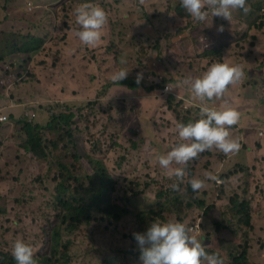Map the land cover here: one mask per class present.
Here are the masks:
<instances>
[{
    "label": "rangeland",
    "instance_id": "obj_1",
    "mask_svg": "<svg viewBox=\"0 0 264 264\" xmlns=\"http://www.w3.org/2000/svg\"><path fill=\"white\" fill-rule=\"evenodd\" d=\"M102 2L109 24L103 28L105 39L101 37L95 45L98 48L91 50L75 33L64 34L65 27L56 18L62 8L71 15L75 0H0V38L18 40L47 29L34 62L2 52L0 40V54L5 53L0 59V114L7 117L0 122V206L7 209L0 219V250H11L18 238L27 241L46 217L54 215L55 180H62L65 174L57 164L69 162L79 178L85 179L84 171L95 170L83 159L90 156L102 159L111 174L114 202L122 203L124 191L133 187L139 206L146 208L157 198L162 202L172 191L189 186L190 177L212 172L216 179L206 181L198 195H182L177 199L179 205L170 201V211L161 212L162 220L184 222L205 237L206 250L218 252L225 264H231L232 256L243 264H264V7L250 15L234 9L230 20L213 16L205 25L191 16L186 20L175 17L172 9L180 0ZM219 25L223 31L218 30ZM110 51V73L121 67L130 69L126 82L113 83L106 72L101 75L106 66L103 59ZM215 61L238 64L244 73L224 96L205 101L215 106L227 104L239 112L229 133L240 148L228 154L216 148L205 150L208 154L192 164V171L185 170L182 180L169 177L159 165L158 155L177 142L179 117L187 111L198 113L197 102L183 81ZM137 72L143 73L139 84L135 83ZM166 83L173 85L169 92L162 91ZM109 90L110 97H102ZM74 102L81 111L71 127H63L67 131L59 147L49 144L46 159L35 158L23 145L27 134L22 117L29 120L27 113L35 112L32 122L45 126L52 114L68 112ZM259 128L262 133L256 137ZM69 133L76 145L68 142ZM44 136L56 137L48 130ZM66 143L68 154L64 152ZM53 164L58 174L53 170L50 176L44 175ZM174 183L175 189L171 187ZM234 198L246 200L250 223L243 221L242 213L231 210ZM55 226L68 249L63 264H140L129 252L134 247L133 234L138 232L135 215L109 224L95 213L89 224L72 233L60 220ZM244 244L245 249L240 247ZM34 246L39 248L37 243Z\"/></svg>",
    "mask_w": 264,
    "mask_h": 264
},
{
    "label": "clouds",
    "instance_id": "obj_2",
    "mask_svg": "<svg viewBox=\"0 0 264 264\" xmlns=\"http://www.w3.org/2000/svg\"><path fill=\"white\" fill-rule=\"evenodd\" d=\"M180 6L193 20L203 22L205 25L211 23L209 17L212 19L213 16H219L230 20L232 10L241 9L245 13L248 11L246 0H180ZM72 15L76 25V37L86 46H95L101 39L107 23L104 8L92 0H81L72 9ZM218 30L223 31V25H219ZM129 70L121 67L113 71L109 76L110 81L119 83L126 78ZM243 75L240 65L215 61L199 75L184 79L183 83L187 85L192 99L197 102L199 111L197 118L189 119L187 122H176L177 142L166 153L158 155V163L167 170L166 174L169 177L175 176L182 180L185 169L172 165L186 166L205 150L216 148L225 154L239 150V141L232 138L229 133V126L239 120V112L227 104L215 106L205 101H213L224 96L228 86L239 81ZM142 76L143 73L137 72V84L140 83ZM164 87L163 92L173 89L172 83H166ZM176 94L179 95L180 92ZM182 96L186 98L184 94ZM51 112L53 113V108ZM27 115L29 122L37 117L35 112H29ZM261 131H258L256 137H259ZM215 179L216 176L208 171L202 177H190L187 184L193 193L198 195L205 187L206 181ZM176 186L175 183L171 185L173 189ZM133 235L139 247L140 264H225L224 258L218 252L207 251L203 238L179 220L155 219L148 224L144 232H135ZM11 254L16 264H38L34 259L32 246L23 239L13 241Z\"/></svg>",
    "mask_w": 264,
    "mask_h": 264
},
{
    "label": "trees",
    "instance_id": "obj_3",
    "mask_svg": "<svg viewBox=\"0 0 264 264\" xmlns=\"http://www.w3.org/2000/svg\"><path fill=\"white\" fill-rule=\"evenodd\" d=\"M102 1L92 0L93 3L99 4L105 10L104 3ZM259 1H261V6L256 7V4ZM79 2L81 1L75 0V3ZM246 4L248 7V14L250 15L253 14L256 9L264 7V0H246ZM66 9L67 8H62L60 15L56 16V18L61 21L62 25L65 27L64 34L66 33V35H68L71 32L75 33L76 25L73 15L68 14ZM172 10L174 16L180 20H186L190 16L180 6V2L176 3ZM261 15V13L258 15L259 19H261ZM106 24L108 27V19ZM190 24L191 27L194 25L192 23ZM44 29L45 26L43 27V30ZM59 29L61 31V27H55V30ZM45 33H47V29L46 31L34 33L35 35H25L21 38H18V40L13 38H0V40H3L2 52L9 51V53L18 54L19 56L23 57V60L25 61L33 60L34 62L35 59L33 58V55L43 47L44 41L46 39ZM105 37L106 36H102L103 39H105ZM82 45L88 48L86 45ZM90 48H92L91 50H94L98 47L91 46ZM52 49L53 47L49 46V50ZM106 49L109 48L106 47ZM4 54L5 53L0 54V59L4 56ZM108 54V57L103 59L106 62V66L105 68L101 69V75L106 72L105 77L107 79H109L111 74V51ZM95 55L98 56L97 54ZM103 60H100V62H104ZM122 81L126 82L127 80L125 78ZM110 92L111 90H109L107 94H103L102 97L106 96V99H108L111 95ZM98 96H100V94ZM71 105L74 106L69 108L68 112L52 115L45 126L41 125L40 123H33L32 121L29 122L26 120V118L22 117L24 119L22 120L24 122L22 129H24L27 134V139L23 145L26 150L33 153L35 158L46 159V156L49 152V144L52 145V148L54 149L59 147L61 140L66 135L67 131L64 130L65 128L63 127H71L72 123H74V118L81 111L80 107L76 106L78 105V102H74V104ZM196 109L199 111L198 107H196ZM197 116L198 113L192 114L190 111H187L186 114H182L179 117V122H187L189 119L197 118ZM45 130L55 132V140L46 139L44 136ZM67 137L69 143L76 145L75 141L72 139L71 133L67 134ZM64 147L65 154H68L69 152H67V148L69 147V144L66 143ZM204 154H208V151L199 153L195 159L186 164L184 169L186 171H192V164L195 161H198L199 157L203 156ZM72 156L75 160H78L79 158L77 154H72ZM83 159L85 163L87 162L89 165L92 164L95 166V170L92 173L84 171L85 179L79 178L78 174L75 172V168H73L69 162H59L57 164L62 169V171L65 172V174L62 180H60V178L55 180V196L52 202V210L54 215L52 217H46V222L42 225L40 224L37 229L32 231L30 233L29 239L26 241L32 246L34 259L38 262V264H63L67 256L68 249L62 244L61 230L55 226L58 220L61 221V225L67 232L72 233L78 231L82 224H89L95 213L100 214L101 219L107 221L109 224L119 222L127 215H135L138 223V232L142 233L146 230L148 224L153 221V217H160L161 220L163 219L161 212L170 211V201H174L177 205H179L180 201H177L178 198H182V195L188 194L190 192L191 194L193 193V190L190 188V186H186L184 189H180L179 192L172 191L173 193L168 198H165L162 202H159L157 198L152 206L146 208L139 206V200L134 188L129 187L123 193L122 203H117L113 200L115 183L106 165L104 164V161L99 158H91L90 156H85ZM57 169L58 167L53 164V169L48 170L44 175L50 176L53 170L55 171V174H58ZM55 178L56 176L53 178V180ZM248 192L251 193V190ZM195 201L202 205L198 200ZM233 201L235 202L232 205L231 210L235 209L238 213H242L243 221L245 223H250L248 204L246 200L234 198ZM18 203L24 204V200L19 199ZM6 214V207L2 208L0 206V219ZM216 226L220 227V224L216 223ZM225 226L226 225L223 227ZM201 237L203 238V241H205V237ZM36 243L39 244L38 249L34 246ZM5 244H7V241ZM245 246L246 244L241 245L240 247L245 249ZM129 252L136 257L135 259L139 260V247L136 239L134 241L133 250L130 249ZM243 256L244 252L242 253V256L239 255L238 257ZM231 259V264H243L242 260L236 256H232ZM0 264H16L11 254V250H0Z\"/></svg>",
    "mask_w": 264,
    "mask_h": 264
},
{
    "label": "built area",
    "instance_id": "obj_4",
    "mask_svg": "<svg viewBox=\"0 0 264 264\" xmlns=\"http://www.w3.org/2000/svg\"><path fill=\"white\" fill-rule=\"evenodd\" d=\"M6 119V117L2 114H0V122L4 121Z\"/></svg>",
    "mask_w": 264,
    "mask_h": 264
},
{
    "label": "crops",
    "instance_id": "obj_5",
    "mask_svg": "<svg viewBox=\"0 0 264 264\" xmlns=\"http://www.w3.org/2000/svg\"><path fill=\"white\" fill-rule=\"evenodd\" d=\"M258 130H261V128H259Z\"/></svg>",
    "mask_w": 264,
    "mask_h": 264
}]
</instances>
